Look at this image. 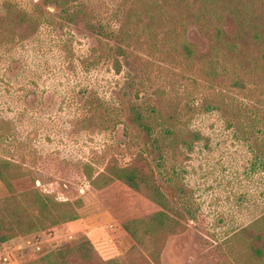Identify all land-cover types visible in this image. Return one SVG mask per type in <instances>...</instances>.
I'll return each mask as SVG.
<instances>
[{"label":"rangeland","instance_id":"374dc122","mask_svg":"<svg viewBox=\"0 0 264 264\" xmlns=\"http://www.w3.org/2000/svg\"><path fill=\"white\" fill-rule=\"evenodd\" d=\"M53 1L0 0V158L29 174L17 200L0 182L7 227L21 221L19 196L38 189L82 201L85 224L65 226L79 239L97 227L111 250L93 244L98 257H125L120 224L141 214L140 196L122 185L91 191L84 166L97 174L112 157L126 166L144 153L191 223L162 264H264V0H73L88 18L55 24ZM21 240L32 238L4 245L7 264L58 248Z\"/></svg>","mask_w":264,"mask_h":264},{"label":"trees","instance_id":"16d2710c","mask_svg":"<svg viewBox=\"0 0 264 264\" xmlns=\"http://www.w3.org/2000/svg\"><path fill=\"white\" fill-rule=\"evenodd\" d=\"M72 1L54 0L51 6L55 12L47 16V21L55 24L56 19L64 23L87 19V12L81 10L80 6L70 8ZM98 29L104 35L111 32L103 23ZM142 31L148 39L152 36L147 27ZM118 33H121L122 39L128 37L127 31L123 29ZM183 50L188 57L194 56L193 47L189 43L183 44ZM114 67L118 74L121 73L122 65L119 60H115ZM235 87L245 88V85L242 81H237ZM260 96L264 98V87L260 90ZM84 167L91 191L98 193L122 185L140 196L141 214L123 219L120 224L131 243L129 251L125 257L105 261L98 257L97 250L88 238L79 239L80 236L77 235L74 241L61 244L57 250L46 253L31 264H162V256L169 240L185 234L191 223L187 214L175 206L159 185L156 171L148 157L144 153H138L126 166L112 157L103 171L97 174L91 165ZM28 176L23 163L0 158V182L12 196L16 195L15 183L24 181ZM19 198L21 202L17 209L21 221L16 229L7 227L5 215L0 210V250L16 237L33 238L81 219L83 202L80 200L60 202L55 196L38 189L29 190Z\"/></svg>","mask_w":264,"mask_h":264},{"label":"built area","instance_id":"2783aa9c","mask_svg":"<svg viewBox=\"0 0 264 264\" xmlns=\"http://www.w3.org/2000/svg\"><path fill=\"white\" fill-rule=\"evenodd\" d=\"M56 230L57 228L43 232L33 237L31 241H24V240H21V241L23 242L24 246H26L27 248L31 247V248H34L37 252H40L41 247H43L44 244L49 241H54V242L56 241L55 243H57V246L59 247V245L62 244L60 241L72 242L76 239V235L70 229H66V226H65V233H64L65 236H63L62 238L56 235ZM0 258L3 260L5 264L9 263V255L5 253V246L3 247L2 250H0Z\"/></svg>","mask_w":264,"mask_h":264},{"label":"crops","instance_id":"0c3cea01","mask_svg":"<svg viewBox=\"0 0 264 264\" xmlns=\"http://www.w3.org/2000/svg\"><path fill=\"white\" fill-rule=\"evenodd\" d=\"M81 218H82V214H81ZM85 220L81 219L77 222L71 223V225H74L75 227H81V224H85ZM70 225V224H69ZM66 229H70L69 226H66ZM96 229L97 227L95 226H87L85 229H83V231L81 230V235H85L86 237L89 238V240L97 247V249L102 253V254H109L111 252V250L108 248L107 244L104 243V241H100L98 238V236L96 235ZM120 230H122V228L120 227ZM125 232L123 230V232L120 234L122 235V237H127V235L125 236ZM76 236L78 235L77 233L75 234ZM117 245V244H116Z\"/></svg>","mask_w":264,"mask_h":264}]
</instances>
